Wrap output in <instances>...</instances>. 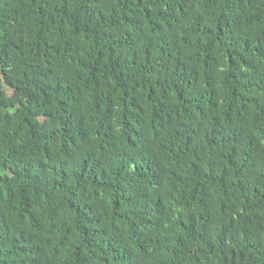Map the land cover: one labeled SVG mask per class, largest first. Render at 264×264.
<instances>
[{"label":"trees","instance_id":"obj_1","mask_svg":"<svg viewBox=\"0 0 264 264\" xmlns=\"http://www.w3.org/2000/svg\"><path fill=\"white\" fill-rule=\"evenodd\" d=\"M0 264H264V0H0Z\"/></svg>","mask_w":264,"mask_h":264},{"label":"rangeland","instance_id":"obj_2","mask_svg":"<svg viewBox=\"0 0 264 264\" xmlns=\"http://www.w3.org/2000/svg\"><path fill=\"white\" fill-rule=\"evenodd\" d=\"M9 90V89H8ZM10 91V90H9Z\"/></svg>","mask_w":264,"mask_h":264}]
</instances>
